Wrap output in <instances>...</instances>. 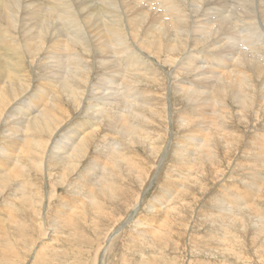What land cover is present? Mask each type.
Listing matches in <instances>:
<instances>
[{
	"label": "bare ground",
	"instance_id": "6f19581e",
	"mask_svg": "<svg viewBox=\"0 0 264 264\" xmlns=\"http://www.w3.org/2000/svg\"><path fill=\"white\" fill-rule=\"evenodd\" d=\"M72 1L73 0H0V111L2 113L1 118L3 121V124L0 127V135L3 134L4 130H14V132H11L12 134L10 133L11 135H7L9 137L7 141H10L11 138L10 143L7 142V145H5V143L2 142L4 146L0 147V194L3 191V185L8 183V181H12V172L11 174L9 172L10 167L12 171H16L15 174L18 176L20 170L18 168L12 169V167H14L18 161L20 162L22 160V163H25L26 166H30L32 171H37V174H39V171L41 172L40 174H42L44 169L46 174L48 173L50 177L51 175H54L53 178H55L56 175L57 182L61 183L63 186L66 185L67 182L71 184V187L67 189L76 193L73 198L71 196L72 199H68L72 205L76 202L83 203L84 201H80V197L83 196L89 199V203H86L89 205H87V209L91 208V210H94L93 212L98 213L100 212V207L103 206L102 203H104V201L100 203V200L104 198H100L102 195L108 196L112 200H115L116 198H118V200L124 199L121 201V203H125L126 199L133 196L129 186L130 184L132 186V183L137 181L139 186L144 185V182L140 184L142 181L141 177H147L145 172L148 171L147 166L150 162V157L146 160L148 156H144V160L143 158L138 157L137 151L132 152L135 146L134 143H137L138 141L139 144L142 145L143 149L146 151L148 150V152L151 154V158H156L159 155V152H161L165 140L163 139L164 136H162L161 132L158 133L159 131H163L161 129L162 127L158 132H153L151 125L153 126V123H155L154 120L160 122L163 118L165 121L167 116L169 117V115H175V118H181L179 124H182V131H194V133L197 132L199 135L189 136L190 138H188L185 143H181V146L179 147L175 146L176 144L173 145V142L175 141H172V138L170 143L168 142V145L165 148L163 147V151L160 153V156L162 155V157L159 160V164H156L153 161L155 163L154 166L159 168L162 165L167 164V161H170L169 159H171V156H173L172 160H175V163L173 162L171 164H174V166L168 167V169L174 168L177 170L176 167L180 169V171L185 168H188L189 170L192 169L193 173L191 174L190 178L186 176L187 170H183L186 172H184L185 176L184 174L181 175L186 177L185 180H192L193 183L190 182L191 184L188 185L185 183L184 185V181L183 184H181L180 180H183V178H179L180 180L177 178L179 177L180 173L179 175L176 174L177 177H175L179 180L180 184H178V180L174 179V177L171 179L177 180V182L174 180H168V177H164V180L160 185H163L168 189L164 195L162 194L164 191H161L160 201L162 203H158L159 206L148 204L149 209L147 213L144 214L148 217L152 215L154 217H162L163 213L166 215V213L172 209L173 214L175 213L174 215L178 217L177 220L172 218L173 222L176 220L175 222L177 223L181 217L185 216H181L182 213L187 214L189 212L191 201L188 197L191 196L193 192L196 194L195 191L198 190L196 188L203 185V180L201 177L203 175L206 176L214 173L218 168L221 157L232 156V147H234L239 141L242 142L241 139L243 138V135L236 132V130L233 128L235 124L233 125V121L230 118L232 111L236 110L235 113L240 114L239 116L241 117L249 116V113H254L252 114V118L254 119H250L254 120V122L256 121V124L252 125L249 131L247 130L248 134L245 135L243 142H240L241 145H244L243 152L238 153V156L235 159L231 169H229V171L226 169L227 172H225V174H229V182L222 183L227 177V175H225L224 178L219 182L220 186L216 188L215 192L217 194L213 192L215 194H213L212 197L210 196V201H207L208 205L210 204L209 202L212 203L211 207H208L211 208L210 211H208L209 209L206 206L207 219L203 216V212L200 213V215H202L204 218V225H207V227L212 230V233L209 234V237L205 234H201V236L198 238L199 241L196 239V243H199V245L204 244L206 246L209 245L212 247L213 251L208 252L207 254L211 255V257H221L222 262L226 260L228 261L230 258L228 252L233 248L229 247L231 248L229 249L228 246L225 245V238H230V240H232L231 238L235 239V231L247 230L251 232V240H255L256 237H259L258 234L263 237L264 204L261 203L255 206L256 215H254V213L251 211V219L247 218L249 217V214L245 215L246 211L244 210L243 206H245V203L249 199L253 197L255 198L259 192L264 189V182L261 183V181L264 179V125H258V121L260 119L259 115H261H258V113L261 112L259 108L262 110L264 109V35L262 36L264 33L260 35V33L257 31L258 29L260 30V28L264 27V0H135L132 3H130L132 0H126V2L123 4L118 3L119 0H100V7H98L102 8L103 11H106L105 13H108L109 15L112 13L113 17L111 16L108 18V16V19L103 18L104 20L100 22V28H98V26H94V24L91 25L92 30L89 32L86 29L84 32L82 28L83 25L81 26L82 21L80 22L79 14L75 11ZM191 2H197L198 5L194 6L195 4L193 5ZM223 8H227L228 10H223ZM126 9L128 13H126ZM83 11L85 13V10ZM97 12L98 11H96L95 14ZM148 12L151 14H148ZM225 12H228L230 15L235 13V17L231 16L233 18L228 20V14ZM126 14L128 19L126 18ZM213 15H215L216 18H213ZM96 18L98 19V17ZM100 18L102 19V17ZM88 21L91 24V17ZM236 21H239V23L242 22L244 26H241L239 29V23ZM89 22L88 25H90ZM60 24L61 26L64 25L65 27L68 26L74 29L61 27ZM211 24H216L215 33H218L221 39L217 41H208V27H210ZM95 25L97 24L95 23ZM142 27H150V32L152 33V27H154L155 30L156 28L158 30L155 31V34L153 33V36L151 33L150 38L143 37L142 40L146 45L144 48L149 50L153 56L155 54L159 56L166 53L171 56V54H176V52H181L184 50L183 53L179 55V58H176L174 61V63L177 61V63H175L176 65H174V70L171 68L174 74L176 72L179 73L177 79L176 77H172L170 80L167 77L170 81L169 83H165V81L168 79L164 80L165 78L163 76L165 74L163 72H158L157 66L154 63L155 60H152L150 57L151 55H146V52H143L138 47L135 37L139 36L137 31ZM145 28L144 30H146ZM170 28L172 30L168 32ZM53 29H58L59 33L53 34ZM192 33L196 34L191 36ZM21 35L25 37V39L22 40L24 43L19 39V36ZM61 36H66L67 42H62ZM226 38H233L234 40H229L231 44H227L223 47L221 43ZM240 44L241 46L239 47ZM236 45H238V48ZM170 56H167L166 59H162L164 64L161 63V67H164V65L168 63ZM26 58L29 61L37 62V67H35L37 69V73H35L36 75L38 74V77L36 80H34L31 86L30 84L32 79L28 75L29 71L25 61ZM68 60L69 62H67ZM178 64L182 65L178 66ZM30 65L32 66V63ZM169 67H171V65ZM165 70L166 69H164V71ZM183 71H185V76L183 75ZM209 77L211 80L208 83L207 81ZM212 89H216L217 91L213 96ZM165 90H168L169 92L167 93ZM171 90H174V92L177 93V101L181 100L185 102L187 106L184 105L183 107L178 108L176 111H173L172 106L175 103L173 105L168 103L170 101V97L173 94L171 93ZM163 91H165V93ZM160 92L164 93L165 100ZM176 96L173 95L172 97L176 99ZM227 99H229L230 103L233 104L230 105L227 103ZM66 100H68V102H66ZM66 103L69 104V106H67ZM255 103H257L259 106H254L253 104ZM164 106L165 108H162ZM70 107L71 110L69 111ZM8 108L11 110L9 111ZM174 108H176V106ZM170 109L172 110L169 112ZM7 110L9 111L8 114L5 113ZM148 110H150V113ZM250 110H253V112H250ZM17 114L23 115V120L19 119L17 122L15 121L13 123L11 117L17 116ZM149 114H152L153 117H156L153 119L152 116H149ZM165 114H167V116ZM5 115H7V117H5ZM14 119L15 118H13V120ZM207 123L209 125H207ZM159 126L160 125L157 127ZM212 126H215L216 130H214L215 128L210 130ZM259 126H262L263 128L261 127L262 129L260 130ZM101 128H107L110 132H112L113 135H110V132L108 134L110 137L117 135V140L112 141L110 138L103 139L106 134L101 131ZM166 128L168 127L166 126ZM163 134H165V132ZM2 137L3 136H0L1 141ZM111 138L113 139V137ZM21 140L24 142V145L19 144L21 143ZM150 140L152 146H147L146 143ZM103 141L104 147H106L102 149V147L99 148V145H101ZM94 144H96L95 148L93 147ZM172 147H175L174 150H172ZM250 147H252V149H250ZM90 148L92 149L88 154L87 152L88 150L90 151ZM153 148L155 149L156 155L153 154ZM256 149H259L260 151H255ZM20 152L22 153L21 156ZM85 154H87V157L91 156V158H87V163L84 162L86 166L83 165L84 163L82 164L83 157H86L84 156ZM25 157L30 163L24 160ZM226 163H228L227 160L225 161V164ZM239 165L243 167V170L238 167ZM238 169H240V171ZM237 171L239 172V176L243 177V180H240L245 182V185L240 183L243 185L244 189L241 191L242 194L238 191V188L242 189V186L234 184L235 177L238 175ZM35 172H33V174ZM135 173H137V175L135 176L136 178L134 182L133 179ZM189 173H191V170ZM15 174L13 176L16 177ZM69 174L76 176L72 183H70V180V182L66 180L67 175L69 176ZM84 176L86 177V182L85 180L84 182L79 180H83ZM88 176H92V179H89ZM247 178H250L248 185H246ZM19 179L17 178L16 180ZM142 179L145 181L144 178ZM20 182L21 181H19V184ZM38 182H40L39 179ZM50 182L51 181H49V183ZM33 183L35 182L33 181ZM42 183L43 181L38 184L41 185ZM93 185H96L98 188H95V190L91 187ZM204 186H202V188ZM23 187L24 186H22V188ZM66 187L67 186L64 188ZM254 187L255 189H253ZM18 189L20 188L18 187ZM18 189L14 190L20 192L21 190ZM34 189L36 190L37 188ZM146 189L148 188L146 187ZM146 189L144 191H146ZM55 190H57V188ZM90 190L92 193L89 192ZM25 191L27 190L25 189ZM36 191L38 192V190ZM144 191L142 190L141 193ZM37 192L34 191L33 193L30 190V193L36 197V194H38ZM39 192L42 191L40 190ZM54 193L55 192L52 187L45 196L42 194L44 197L38 194V197L40 196L39 198H44V202H41V199L33 198V202L29 205L31 210H33L35 214L40 217V219L42 217L40 230L45 236L49 233L47 231L49 228L46 229L45 226H49L52 221L54 225L51 224L53 226L50 228L51 230L49 229L50 235H52L54 231H58L63 228L66 223L64 221V225L61 224L63 220H68V225H70V227L72 226V223H70L71 221L68 219L70 218L69 214H67V216L65 211L62 210L57 212L59 209H55V212L61 217H58L57 214L53 216V207L56 205L58 208L60 206L59 204L66 201L65 196L61 197L59 195L60 198L56 197L55 202H52L53 200L51 198L53 197L52 195H54ZM120 197L121 199H119ZM175 197H180V200L182 199L181 201H183V203L185 202L186 206L182 205L179 208V204H175L173 201ZM7 200L8 199L4 201L7 202ZM143 201L144 199L142 194H140V196L137 194L135 199V203H137L134 207H139L141 203H144ZM150 201L155 202L156 200ZM40 203L41 206H39ZM82 206L80 204V206H77L76 208H80ZM127 206L129 207V205ZM43 208L45 210H42ZM201 208L204 210L205 207L201 206ZM48 209L50 213L47 214ZM10 211H8V213ZM133 211L134 210H132V212ZM11 214H9V216H11ZM107 216L110 215L107 214ZM133 216L132 219H136L133 218ZM39 217H36L35 219L34 216L33 219L39 220ZM161 217L159 218L161 219ZM257 217L261 218L262 223H260V220ZM59 218L62 221L60 223V226L63 225L62 228H59L58 226V222H60ZM167 218H170V216H167ZM8 219L10 220L11 218L9 217ZM182 219L184 220V218ZM9 220L7 221L8 223ZM115 220L116 219H114V222H117ZM138 220L139 219L136 221ZM10 221L11 224L14 222L12 219ZM161 221L163 222V220ZM180 221L184 222L185 220ZM108 222L110 223V221ZM114 222L110 223L112 224L111 226L106 227V233L116 227L115 224L117 223ZM106 223L107 222H104V224ZM28 224L25 223L22 225V227L20 226L18 231L23 234L22 232L24 229H26ZM32 224L35 226V223H31V225ZM152 224L151 228L155 226L156 222H152ZM146 225L147 227L141 226L143 228H148V222ZM1 226L3 228V225L1 224L0 229H2ZM101 226L102 225H100V227ZM129 227H132V225ZM137 227L139 228V226ZM142 227L140 228L141 230ZM64 229H66V227ZM130 229L131 228H127V230ZM153 229L155 228L153 227ZM153 229L152 232L150 231V233L154 232V237H156L155 234L160 235L161 232L158 234ZM163 229L164 228H161L159 230ZM176 229L180 230L178 227ZM15 230H17V227ZM27 230L29 231L28 228ZM83 230L85 231L84 227ZM171 230L172 229H170V231ZM143 231L147 232L146 229ZM131 232L136 234V231L134 232V230ZM138 232L140 231L138 230ZM142 233L143 232H141V234ZM5 235L7 234L5 233ZM50 235H48V237ZM142 235L140 237H142ZM146 235L147 233L144 235V237ZM0 236H2L4 238L3 241H5L6 236H4L3 233ZM52 237L54 236L52 235ZM97 237H100L101 239L99 234ZM140 237L138 236V242H136V244L132 242V240L127 236L128 240H131L133 246L142 245L145 247L144 245H146L145 248L150 247L149 245L145 244L144 241H142L144 243H141ZM150 237H152V234L148 237L151 241L152 238ZM154 237L153 239L156 243V240L158 239H155ZM111 238L115 240L117 239L113 238V236ZM134 238L137 239V237ZM148 238L146 236V238H143V240H148ZM240 239L242 240V237H240ZM193 240L195 241V236L192 238V241ZM123 241L125 240L123 239ZM0 242L2 241L0 240ZM37 242L39 243L38 240L36 241V244ZM82 242L83 241H81V243ZM109 243L104 249V252L108 251V249H112L110 246L114 242L111 240L112 244L110 243V245ZM132 244L130 246H132ZM6 245H8V243ZM233 245H235V243ZM164 246L165 245L162 247ZM3 249H7L5 248V245ZM43 249L44 248H42V250ZM126 249L128 248L126 247ZM199 249L200 248H198V250ZM234 249L235 247L233 250ZM111 251L109 250L108 252L110 253ZM135 251L138 253L137 250ZM255 251L259 252L258 248L255 249ZM96 252L95 254H97ZM199 252L197 253L199 254ZM191 253L194 255L195 251L192 250ZM234 254L240 256L241 253L235 252ZM110 255L111 253L109 256ZM253 256H259V260L257 261L264 264V257L261 254L256 253V255ZM122 259L121 261H124V259ZM102 261L104 260L102 259ZM199 263L203 264L201 261L194 264ZM37 264H41V262ZM205 264H212V262Z\"/></svg>",
	"mask_w": 264,
	"mask_h": 264
},
{
	"label": "rangeland",
	"instance_id": "374dc122",
	"mask_svg": "<svg viewBox=\"0 0 264 264\" xmlns=\"http://www.w3.org/2000/svg\"><path fill=\"white\" fill-rule=\"evenodd\" d=\"M90 1V2H89ZM95 1V2H94ZM100 0H73L72 1V3H73V6H74V9H75V11L79 14V18H80V22H81V26H82V28H83V30H84V32L86 31V30H88V32L89 31H91L92 30V26L91 25H93L94 24V26H98V28H100L99 26H100V22L101 21H103L104 19H108V18H110L111 16H112V13H111V15H109L108 13H105L106 11H103V9L102 8H99L100 6H99V3H101V1L99 2ZM133 1H135V0H132L130 3H132ZM198 1V0H197ZM256 1V0H255ZM86 2V3H85ZM93 2V3H92ZM124 2H126V0H122V2H121V0H119L118 1V3H120V4H123ZM77 3V4H76ZM88 3V4H87ZM257 3V2H256ZM256 3H254V4H256ZM191 4H195L194 6H197L198 4H197V2H191ZM85 5H86V7H85ZM93 6H94V8H93ZM99 6V7H98ZM101 9V10H99V9ZM87 9V10H86ZM227 8H223V10H226ZM81 10V11H80ZM83 10H85V13H84V11ZM131 10H133V9H131ZM222 10V11H223ZM228 10V9H227ZM92 11V12H91ZM96 11H98L96 14H95V12ZM100 11V12H99ZM126 11H127V9H126ZM91 14H90V13ZM104 12V13H103ZM189 12V11H188ZM82 13V14H81ZM103 13V14H102ZM126 13H128V11L126 12ZM225 13H227L228 14V12H225ZM93 14H94V16H93ZM148 14H151V13H149L148 12ZM227 14H225V15H227ZM235 14V13H234ZM234 14H232V15H230V14H228L227 15V19L228 20H230V19H232L233 17H231V16H234L235 17V15ZM87 15V16H86ZM101 15V16H100ZM103 15V16H102ZM105 15V16H104ZM107 15V16H106ZM109 16V17H108ZM84 17V18H83ZM90 17H91V24H90V22L88 21L89 19H90ZM96 17H98V19L96 18ZM100 17H102V19L100 18ZM108 17V18H107ZM113 17V16H112ZM213 18H216V16L215 15H213L212 16ZM85 18H88V19H85ZM104 18V19H103ZM126 18L128 19V17H127V14H126ZM86 20H87V23H86ZM84 22H85V24H84ZM88 22H89V24L90 25H88ZM237 23H239V21H236ZM51 23H52V21H51ZM95 23L97 24V25H95ZM241 23V24H240ZM239 23V29H240V27L242 26H244L243 25V23L242 22H240ZM58 24V23H57ZM60 26H61V24H60ZM210 26V25H209ZM61 27H64V28H67V27H65L64 25L63 26H61ZM211 27H212V29H211ZM68 28H70V29H74V28H72V27H68ZM144 28L145 27H142V28H140V30L138 29V34H139V38L138 37H135L134 39H135V41H137V43H138V47L144 52H146L145 54L146 55H148V56H150L151 57V59L153 60H155L154 61V63L156 64V66H157V69H158V72H163L164 74V80H166V79H170L171 80V78L173 77V78H175L176 77V79H177V77H178V72H176L175 74H174V72H173V70H174V65H176L175 63H177V61L174 63V61L176 60V58H179V55H181L182 53H183V51H181V52H176V54H171V56L170 55H168V53H166V54H161V55H152V53L149 51V50H146L144 47L146 46L145 45V43H144V41H142L143 40V37H149L150 38V34L152 33V32H150V30H151V28L150 27H146L145 29L146 30H144ZM150 28V29H149ZM209 29H208V31H209V34H208V37H207V39H208V41H217V40H219V39H221V37H220V35L217 33H215V31H216V24H214V25H212L211 24V26L210 27H208ZM214 28V29H213ZM262 28H264V27H262ZM262 28H260V30L258 29L257 31L260 33V35L262 34V33H264V29H262ZM86 29V30H85ZM143 29V30H142ZM58 29H53V31H52V33L53 34H58L59 33V30L57 31ZM152 30H153V33L155 34V31H158L157 30V28H156V30H155V28L154 27H152ZM172 29L170 28V30H168V32H170ZM55 31V32H54ZM140 31V32H139ZM147 31H148V33H147ZM212 31V32H211ZM136 32V33H137ZM146 32V33H145ZM141 33H142V35H141ZM145 33V34H144ZM151 34L152 36L154 35V34ZM246 33V32H245ZM87 34H91V33H87ZM146 35V36H144V35ZM194 34H196V33H194ZM193 33L191 34V36L192 35H194ZM141 35V36H140ZM264 34H262V36H263ZM19 39L21 40V42H23L22 40H24L25 39V37L23 36V35H21V36H19ZM61 39H62V42L64 41H66L67 42V38H66V36H61ZM65 39V40H64ZM142 41H140V40ZM229 40L231 41H233L234 39L233 38H226L222 43H221V45L224 47V46H226L227 44H231V42H229ZM139 42H140V44H139ZM24 43V42H23ZM22 44V43H21ZM144 45V46H143ZM246 45V44H245ZM241 46V44L239 45V47ZM236 47L238 48V45H236ZM198 49H200V48H198ZM63 52H65V51H63ZM148 52H150V53H148ZM205 52V51H204ZM178 54V55H177ZM177 55V56H176ZM162 56V57H161ZM167 56H170L169 57V61H168V63H166L165 65H164V67H161L160 65H161V63H163L162 62V59H166V57ZM65 57V56H64ZM157 57H158V59H157ZM174 57V58H173ZM66 58V57H65ZM171 58V59H170ZM161 59V60H160ZM173 59V60H172ZM172 61V63H171V61ZM26 64H27V67H28V75L30 76V78L32 79L31 80V84H30V86L32 85V83L34 82V80H36V78L38 77L37 75H36V73H37V69L35 68V67H37V62H32V61H29L27 58H26ZM29 61V62H28ZM158 63H157V62ZM67 62H69V60L67 61ZM170 62V63H169ZM32 63V66L30 65ZM160 63V64H159ZM164 64V63H163ZM163 64H162V66H163ZM169 64V65H168ZM171 65V67H169ZM182 64H178V66H181ZM30 66V67H29ZM32 68V69H31ZM162 68H164V69H166L165 71H164V69H162ZM168 68H169V70H168ZM171 68H173V70L171 69ZM162 69V70H161ZM33 70V71H32ZM161 70V71H160ZM172 70V71H171ZM36 72V73H35ZM167 73V74H166ZM170 75V77H169V75ZM172 74V75H171ZM36 75V76H35ZM183 75L185 76V71H183ZM182 75V76H183ZM168 77V78H167ZM167 80V81H165V83H169V81L170 80ZM163 80V81H164ZM211 80V78L209 77V79H208V83H209V81ZM167 93L169 92L168 90H165ZM165 91H163L164 93H165ZM163 92H160L161 93V95L163 96V98H164V100H165V96H164V93ZM216 89H212V96L213 95H215L216 94ZM163 93V94H162ZM171 93H173L172 94V96L174 95V96H176V92H174V90H171ZM170 97V101L168 102V103H170L171 105H173L174 103V105L172 106L173 107V111H176L178 108H180V107H183L184 105H186L187 106V104L185 103V102H183V101H181V100H179V101H177V99H178V96H176L177 98L176 99H174L173 97ZM162 98V97H161ZM160 98V99H161ZM172 100V101H171ZM176 101V102H175ZM227 103H229L230 105H232L233 103H230V101H229V99H227ZM66 102H68V100H66ZM181 104V105H180ZM66 105L67 106H69V104H67L66 103ZM180 105V106H179ZM254 106H259L257 103H255V104H253ZM71 106V105H70ZM162 106V105H161ZM176 106V108H174ZM179 106V107H178ZM10 108V107H9ZM8 108V110L10 111L11 109H9ZM162 108H165V106L164 107H162ZM253 109V108H252ZM6 111L5 113L6 114H8V112L9 111ZM71 110V107H70V109H69V111ZM172 109H170L169 110V112L171 111ZM261 112H260V111ZM259 112L260 113H258V115L259 114H261V115H259V118L261 119H259V121H258V125L260 124V125H264V114H262V113H264V109L262 110L261 108H259ZM211 111V110H210ZM76 112V111H75ZM148 112L150 113V110H148ZM164 112V111H163ZM165 112H166V110H165ZM236 112V110L234 111H232V114L230 115V118L232 119V121H233V128L236 130V132H238L239 134H241V135H243V138L241 139L242 140V142H243V140H244V138H245V135L246 134H248V131L251 129V126L252 125H254V124H256L255 122H254V120H252V119H254V118H252V114H254V113H252V114H250L249 113V116H243V117H241V116H239L240 114H238V113H235ZM250 112H253V110H250ZM1 115H2V113H1V111H0V127L2 126V124H3V121H2V118H1ZM166 116H167V114H165ZM20 118H19V117ZM149 116H152V114L150 115L149 114ZM237 116V117H236ZM5 117H7V115H5ZM4 117V118H5ZM156 117V116H155ZM155 117H153L152 116V118L154 119ZM249 118V123H248V118ZM12 119V121H13V123L16 121L17 122V120H23V115H21V114H17V116H14V117H11ZM13 118H15L14 120H13ZM22 118V119H21ZM171 120H170V119ZM209 118V117H208ZM250 118H252V119H250ZM172 119H173V121H172ZM192 119V118H191ZM195 119H197V118H195ZM155 121V123H153V126L151 125V128L153 129L152 131L153 132H158L159 130H163V131H159L158 133H160L161 132V134H162V136H164V140H165V142H164V144H163V146H162V149H163V147L165 148L167 145H168V142L170 143V141H171V139L173 138V140L172 141H175V142H173V145H175V146H177V147H179V146H181L180 144L182 143H185L186 141H187V139L188 138H190L189 136H193V135H199V133H197V132H195L194 133V131H182V124L180 125L179 124V122L181 121V118H179L178 117V119L177 118H175V115H172V116H170L169 115V117L167 116V118H166V124H165V121H164V119L162 118V120L160 121V122H158V121H156V120H154ZM171 121V122H170ZM177 121V122H176ZM238 122V123H237ZM261 122V123H260ZM157 123V124H156ZM162 123H163V126H162ZM173 123H176V124H173ZM247 123V124H246ZM236 124H237V126H236ZM244 124V125H243ZM158 125H160L159 127H157ZM207 125H209L208 123H207ZM165 126V127H164ZM166 126L168 127V128H166ZM162 127V128H161ZM180 127V128H179ZM237 127V128H236ZM260 127V130L264 127H262V126H259ZM262 127V128H261ZM63 128H65V127H63ZM156 130H155V129ZM161 128V129H160ZM213 128H215V126H212V128H210V130H213ZM66 129V128H65ZM103 129V130H102ZM245 129H246V131H245ZM155 130V131H154ZM214 130H216V128L214 129ZM248 130V131H247ZM9 131V132H8ZM65 131V130H64ZM101 131L102 132H104V133H102V134H104L105 135V137H103V139H109L110 138V140H112V141H114V140H117V138H116V136L114 135V136H111V137H113V139L108 135L109 134V130L107 129V128H101ZM171 131V132H170ZM11 132H14V130H4L3 131V134H1L0 136H3L2 137V141L0 140V147L1 146H4V144H2V142L3 143H5V145H7V142L8 143H10V141H11V138H10V141H7V139L9 138L7 135H9ZM60 132H62V131H60ZM108 132V133H107ZM165 132V134H163V133ZM173 132V133H172ZM2 133V132H1ZM5 133H6V135H5ZM111 134L110 135H113L112 134V132H110ZM12 134V133H11ZM10 134V135H11ZM192 134V135H191ZM59 136H60V134H59ZM188 136V137H187ZM5 137H7V138H5ZM197 137V136H196ZM5 139H6V142H5ZM149 140V139H148ZM183 141V142H182ZM21 143H19L20 145H22L24 142L21 140L20 141ZM149 142H150V144H149ZM180 142V143H179ZM240 142L241 141H239L234 147H232V150L231 151H233V155L232 156H230V157H226V156H222L221 157V160L219 161V165H218V168H217V170L214 172V173H212V174H210V175H203L202 177H201V179L203 180V185H201V186H199V187H197L196 189H198L197 191H195V193L196 194H194V192L191 194V196H189L188 194V198H189V200L191 201V207H190V210H189V212L187 213V214H183L182 213V215L181 216H183V215H185V216H183V217H181V219L180 220H182V221H184V222H181L180 220H178V224L175 222L176 220H177V218L178 217H176L174 214H173V212H172V209H170L171 211H169L168 213H166V215H164V213H163V218L161 217V216H156V217H154L153 215L152 216H146L145 214L147 213V211H148V209H149V207H148V204H154L155 206H159V204H161L162 202L160 201L161 200V191H164V192H162V194L164 195V193L166 192V190L168 189V188H165L163 185H160L161 184V182L164 180V177H168L167 179L168 180H174V179H179V178H183V180L181 179H179L180 181H181V184H183V182H184V185H185V183L188 185V184H191V183H193L192 182V180L191 181H189V180H187V182H186V180H185V178L186 177H184L185 176V174H184V172L186 173V176L187 177H189L190 178V176H191V174L193 173V170L192 169H190L191 170V173H189L190 172V170L187 168H185V169H183V170H185V171H183V170H181L180 171V169H178L177 167H176V169L177 170H175L174 168L172 169V168H170V169H168V167H171V166H174V164H171V163H175V160H172V157L173 156H171V159H169L170 161H167V164H165V165H162L161 167H156V166H154V164L156 163V164H159V160L161 159V157H162V155L160 156V153L163 151L162 149H161V152H159V155L155 158V157H152L151 158V154L148 152V150L146 151L145 149H143V147H142V145H140L139 144V142L137 141V143H134V149L132 150V152L134 151V152H138V157H141V158H143L144 160H145V157H147L146 158V160L149 158V160H150V162H149V164H148V166L150 167V169H149V167L147 166V172H145L146 174H147V177H148V174H149V177L147 178V177H145V176H142L141 177V182H140V184L141 183H143L144 185H142V186H139V184H138V182L136 181L135 182V176L137 175V173H135L134 174V179H133V181L135 182V183H132V186H131V184L129 185L130 186V188H131V191H132V193H133V196L132 197H127L128 199H126V202L124 203V202H122L121 203V201H123L124 199H122V200H118V198H116L115 200H112V199H110L108 196H104V195H102L100 198H102V197H104V198H102L101 200H100V203H102L103 201H104V203H102L103 204V206H101L100 207V209H99V211L100 212H93L94 210L92 209L91 210V208L90 209H87L88 208V204H86V203H89V199L88 198H86V197H80V201H84L83 203H80V202H76V203H80L81 204V206H82V204H83V206L82 207H80V208H76L77 206H80V204H74L73 203V205L72 204H70L71 202L69 201L70 199H72L73 198V196H75L76 195V193L74 192V191H69L67 188H69V187H71V184H69L68 182H67V184L66 185H62L61 183H59V182H57V176L55 175V178H53L54 177V175H51V177H50V175H48V173L46 174V171L43 169V172H42V174H40L41 172L39 171L38 173L39 174H37V171L35 172V171H32L31 169H30V166H26V164L25 163H22V160L19 162H17V164L14 166V167H12V169L13 168H18L19 170H20V172H19V174H18V176H17V174H15L16 173V171H12L11 170V167H10V170H9V172H10V174H11V172H12V181L10 182V181H8V183H6L5 185H3V191L1 192V194H0V205H1V207H0V219H2V220H0L1 222H0V225L2 224L3 225V228H2V226H1V228L2 229H0V232H1V234L0 235H2V233H3V235L4 236H6V239H5V241H3L4 240V238L2 237V236H0V240L2 241V242H0V246H1V248H0V264H37V263H39V262H41V264H188V263H192V264H194V263H196V262H199V261H201L203 264H205V263H209V262H212V264H228V263H230V264H234V262H235V264H244V261H245V264H262V263H259L257 260H259V256H253V255H256V253L257 254H261L263 257H264V235H263V237H261L260 236V234H258V236L259 237H256L255 238V240L253 239V240H251V232H249V231H244V230H241V231H239V230H237V231H235V233H236V236H235V239L234 238H231L232 240H230V238H225V245L226 246H228V248L229 247H235V249L233 250V248L231 249V248H229V249H231L228 253V255L230 256V258L228 259V261L226 260V261H222L221 262V257H216V256H212L213 257V259H212V257H211V255H208L207 253L208 252H211V251H213L212 250V247H210L209 245L208 246H206V245H204V244H200L199 245V243H196L197 241H199V237L201 236V234H205L206 236H210L209 234H211L212 233V230H210V228L209 227H207V225L205 226L204 224V218L202 217V215H200V213L201 212H203V216L204 217H206V219H207V211H206V206H207V208L208 207H211V205H212V203L211 202H209L210 204L208 205L207 203V201H210L209 200V198H210V196L212 197L213 196V194H215L216 192V188L218 187V186H220V184H219V182L224 178V176L225 175H227V177H226V179L222 182V183H228L229 182V178H228V173H226L225 174V172H227V171H229V169H231V167H232V165L234 164V162H235V159L237 158V156H238V153L239 152H243V146L244 145H241L240 144ZM241 142V143H242ZM54 143V142H53ZM104 141L102 142V144L101 145H99V148H101L102 147V149L103 148H105L104 147ZM148 143V144H147ZM147 143H146V145L147 146H152L151 144V140L150 141H147ZM166 143V144H165ZM138 144V145H137ZM24 145V144H23ZM96 144H94V148L96 147L95 146ZM145 145V146H146ZM172 146V145H171ZM237 146V147H236ZM21 147V146H20ZM142 147V148H141ZM175 148V147H174ZM174 148L172 147V150H174ZM235 148V149H234ZM21 149V148H20ZM91 149L92 148H90V151L88 150V154L91 152ZM250 149H252V147H250ZM140 150V151H139ZM153 150H154V152H153V154L154 155H156V153H155V149L153 148ZM22 151V150H21ZM255 151H260L259 149H256ZM142 153V154H141ZM149 154V155H148ZM152 154V155H153ZM22 155V153L20 152V156ZM235 155V156H234ZM84 156H86V157H83V159H82V164L85 162V163H87V158H91V156L89 157H87V154H85ZM145 156V157H144ZM176 157V156H175ZM170 158V157H169ZM224 159H226L227 160V162L228 163H226L225 164V161L226 160H224ZM232 159H233V161H232ZM244 159H245V157H244ZM26 162H29L27 159H26V157H25V159H24ZM155 163H154V162ZM172 161V162H171ZM158 162V163H157ZM21 163V164H20ZM30 163V162H29ZM85 163L83 164V165H85ZM221 163V164H220ZM164 164V163H163ZM169 164V165H168ZM22 165H24V166H22ZM17 166H19V167H17ZM86 166V165H85ZM223 166V167H222ZM229 167V168H228ZM238 167H240V169L241 170H243V167H241V165H239ZM26 168V169H25ZM153 169V170H152ZM166 169V170H165ZM226 169H227V171H226ZM240 169H238L239 171H240ZM36 170V169H35ZM163 170V171H162ZM171 170H172V173H171ZM3 171V170H2ZM1 171V172H2ZM189 171V172H188ZM244 171H245V169H244ZM31 172V173H30ZM33 172H35L34 174H36V175H34L33 174ZM153 172H155V173H153ZM238 172V171H237ZM237 172H236V174H237ZM44 173V174H43ZM153 173V174H152ZM168 173H170V174H168ZM175 175H174V174ZM179 173H180V175H179ZM16 175V177L15 176H13V175ZM33 174V175H32ZM156 174V175H155ZM159 174V175H158ZM168 174V175H167ZM171 174H173V175H171ZM176 174H178L179 175V177H177V175ZM181 174H184V176L183 175H181ZM187 174H189V175H187ZM20 175V176H19ZM24 175V176H23ZM152 175V176H151ZM249 175H251V174H249ZM22 176V177H21ZM25 176H27V177H25ZM38 176V177H37ZM40 176V177H39ZM154 176V177H153ZM239 172H238V175L235 177V183L234 184H237V185H240V186H242V189H240V188H238V191L242 194V192L241 191H243L244 189H243V185L242 184H240V183H243L244 185H245V182L243 181H241V180H243L242 178L243 177H241V176H239ZM19 177H20V179H19ZM89 177V179H92V176H88ZM88 177H87V179H88ZM163 177V178H162ZM170 177V178H169ZM174 177V179H171V178H173ZM175 177H177V178H175ZM241 177V178H240ZM19 179V180H16V179ZM68 178V179H67ZM67 178H66V180H70L69 182L70 183H72L74 180H75V178H76V176L75 175H73L72 176V174L70 175L69 174V176L67 175ZM142 178H144L145 179V181L142 179ZM153 178H155V179H153ZM188 178V179H189ZM206 178H207V180H206ZM210 178V179H209ZM16 180V181H14V180ZM29 179V180H28ZM38 179H39V181L40 182H38ZM177 179V180H178ZM236 179H237V182H236ZM241 179V180H240ZM249 179V180H248ZM43 181V183L41 184V185H39L38 183H41L42 181ZM53 180V181H52ZM79 180H81L82 182H84V180H85V182H86V177L84 176V179L82 180V179H79ZM78 180V181H79ZM160 180V181H159ZM177 180H174L175 182H177ZM179 180H178V184H180V182H179ZM205 180V181H204ZM19 181H21L20 182V184H19ZM30 181H32V182H30ZM33 181L35 182V183H33ZM38 183H37V182ZM49 181H51L50 183H49ZM55 181V182H54ZM147 181V182H146ZM152 181V182H151ZM24 182V183H23ZM53 182H54V184H53ZM191 182V183H190ZM205 182V183H204ZM248 182H250V178H247V182H246V185H248ZM264 182V179L261 181V183H263ZM33 183V184H32ZM151 183V184H150ZM261 183H260V185H261ZM10 184V185H9ZM30 184H31V186H30ZM52 184V185H51ZM208 184H209V186H208ZM252 184V183H251ZM56 185V186H55ZM136 185V186H135ZM205 185V186H204ZM16 186H18L20 189H18V187H16ZM21 186V187H20ZM22 186H26L25 188L23 187L22 188ZM39 186V187H38ZM40 186H42V187H40ZM65 186H67L66 188H64ZM72 186H73V184H72ZM75 186V185H74ZM94 186V187H93ZM93 186H91L92 188H98L96 185H93ZM202 186H204L203 188H202ZM12 187H16V188H12ZM53 187V189H54V195H52L53 197L51 198L53 201L52 202H55V198L56 197H59V195L61 196V197H63V196H65V200L66 201H64L63 203H61L62 204V206H61V204H59L60 206L57 208L56 207V205L53 207L54 209H52V213H53V216L55 215V214H57L56 212H55V209H59V211H57V212H60V211H65L66 212V215L67 214H69V217L70 218H68L71 222L70 223H72L71 225V227H70V225H68V223H69V221L67 220H63V222L61 221V219H60V222H58V226H59V228L61 227L62 228V226L64 225V223H65V227H66V229H64L65 227L63 226V228L62 229H60V230H58V231H54L53 233H52V235L55 237H52V235H50V231H49V229L50 228H52V226L54 225L53 224V221H52V223H50V225L49 226H45V228L47 229V228H49V229H47V231L49 232L48 233V235H50L49 237H48V235H44V234H42L41 233V219H42V217H41V219H40V217L39 216H37L36 214H35V212L33 211V210H31V208L29 207V205L33 202V198L34 199H41L40 201L41 202H44L43 201V197L46 195V193L48 192V191H50L51 190V188ZM63 187V188H62ZM146 187L148 188V189H146ZM256 187V186H255ZM255 187L253 188V189H255ZM28 188V189H27ZM34 188H37L36 190H38V192L34 189ZM38 188H41V189H38ZM57 188V190H55ZM162 188V189H161ZM14 189H18V190H21L20 192H17L16 190H14ZM24 189V190H23ZM25 189L27 190V191H25ZM31 190V192H33L34 193V191L35 192H37L39 195H41V196H43V197H41V198H39L38 197V194H36L37 195V197L35 196V195H32L31 193H30V190ZM60 189V190H59ZM64 189H65V191H64ZM78 190H80L79 188H77ZM95 189V190H96ZM146 189V191H144ZM161 189V190H160ZM202 189V190H201ZM14 190V191H13ZM42 191V192H39V191ZM142 190L144 191L143 193H141L142 192ZM6 191V192H5ZM25 191V192H24ZM28 191H29V193H28ZM158 191V192H157ZM160 191V192H159ZM8 192V193H7ZM15 194H13V193ZM16 192V193H15ZM22 192V193H21ZM90 193H92V191L90 190L89 191ZM146 192V193H145ZM157 192V193H156ZM213 192H215V193H213ZM30 195H28V194ZM65 193V194H64ZM66 193H68V194H66ZM71 193V194H70ZM89 193V194H90ZM135 193V194H134ZM145 193V194H144ZM13 194V195H12ZM22 194H23V196H22ZM26 194V195H25ZM43 194V195H42ZM56 194V195H55ZM74 194V195H73ZM137 194L140 196V194H142V197H143V199H144V203H141L140 204V206L139 207H137V208H135L134 206H135V204L137 203H135V199H136V197H137ZM144 194V195H143ZM160 194V195H159ZM217 194V193H216ZM7 195H9V196H7ZM12 195V196H11ZM67 195V196H66ZM157 195H159V196H157ZM198 195V196H197ZM27 196V197H26ZM30 198H29V197ZM70 196V197H69ZM71 196H72V198H71ZM207 196V197H206ZM258 196H259V198H258ZM108 199H107V198ZM253 197V196H252ZM60 198V197H59ZM139 198V197H138ZM137 198V199H138ZM152 198V199H151ZM194 198H196V199H194ZM6 199H8L7 200V202H5L6 201ZM9 199H10V201H9ZM17 199V200H16ZM69 199V200H68ZM81 199H83V200H81ZM119 199H121V197L119 198ZM208 199V200H207ZM5 200V201H4ZM67 200H68V203H67ZM150 200H156L155 202H152V201H150ZM176 200V201H175ZM182 200V199H181ZM180 200V197H175L174 198V203L176 204H179V208L183 205V206H186V203L184 202L183 203V201H181ZM12 201H14V202H12ZM108 201V202H107ZM114 201V202H113ZM120 201V202H119ZM132 201V202H131ZM11 204H10V203ZM181 204H180V203ZM28 203V204H27ZM99 203V204H100ZM159 203V204H158ZM203 203H204V205H203ZM261 203H263L264 204V189L263 190H261V192H259V194L254 198H251V199H249L246 203H245V206H243V208H244V210L246 211V214L245 215H248L249 214V217H247L248 219H251V211L254 213V215H256V209H255V206H257V204H261ZM9 204V205H8ZM69 204V205H68ZM101 204V205H102ZM105 204V205H104ZM122 206H121V205ZM126 204V205H125ZM185 204V205H184ZM12 205V206H11ZM71 205V206H70ZM75 205H77V206H75ZM88 205V206H87ZM117 205H120V206H117ZM127 205H129V207L127 206ZM193 205V206H192ZM194 205H196V206H194ZM39 206H41V203L39 204ZM72 206H73V208H72ZM106 206H108V207H106ZM124 206V207H123ZM177 206V205H176ZM201 206H203V207H205L204 208V210H203V208H201ZM84 207V208H83ZM102 207H103V209H102ZM122 207V208H121ZM147 207V208H146ZM154 207V206H153ZM193 207V208H192ZM198 207H200V208H198ZM27 208V209H26ZM28 208H30V209H28ZM50 208V207H49ZM109 208V209H108ZM129 208V209H128ZM197 210H196V209ZM246 208V209H245ZM61 209V210H60ZM82 209V210H81ZM134 210L133 212H132V210ZM141 209V210H140ZM200 209V210H199ZM209 209V210H208ZM207 210L208 211H210V209L211 208H208ZM213 209H214V207H213ZM212 209V210H213ZM6 210H8V211H10V210H12V211H10L9 213H8V211H6ZM42 210H45L44 208L42 209ZM85 210H89V211H85ZM102 210H103V212H102ZM143 210V211H142ZM201 210H203V211H201ZM211 210V211H212ZM4 211V212H3ZM73 211V212H72ZM94 213H92V212ZM136 211V212H135ZM138 211V212H137ZM206 211V212H205ZM214 211V210H213ZM27 212H29V213H27ZM32 212V213H31ZM82 212V213H81ZM87 212H89V213H87ZM91 212V213H90ZM248 212V213H247ZM12 213V214H11ZM48 213H50L49 212V209H48V212H47V214ZM81 213V214H80ZM115 213V214H114ZM145 213V214H144ZM170 213V214H169ZM9 214H11V216H13V217H16V218H13V217H11V216H9ZM31 214V215H30ZM35 216V219H36V217H39V220L37 221V220H34L33 219V215ZM71 214V215H70ZM76 214V215H75ZM90 214V215H89ZM93 214V215H92ZM97 214V215H96ZM99 214V215H98ZM107 214H109L110 216H107ZM119 214V215H118ZM138 214V215H137ZM142 215V216H140V215ZM169 214V215H168ZM205 214V215H204ZM18 215V216H17ZM58 215V214H57ZM92 215V216H91ZM101 215H104V216H101ZM134 215V216H133ZM172 215V216H171ZM33 216V217H32ZM64 216V215H63ZM68 216V215H67ZM72 216V217H71ZM116 216V217H115ZM132 216H133V218H136V219H132ZM167 216H170V218H167ZM198 216V217H197ZM10 217L11 219H12V221H14V220H16L17 218V220L16 221H14V222H16V223H14V222H12V224L10 223L11 221V219L9 220L8 218ZM58 217H61V216H59L58 215ZM101 217H103V218H101ZM107 217V218H106ZM119 217V218H118ZM123 217V218H122ZM146 217V218H145ZM159 217H161V219L159 218ZM174 217H176V218H174ZM78 218V219H77ZM88 218V219H87ZM93 218V219H92ZM149 218V219H148ZM159 218V219H158ZM176 219V220H174V222H173V219ZM182 218H184V220L182 219ZM199 218V219H198ZM259 220H260V223H262V220H261V218L260 217H257ZM7 219V220H6ZM109 219V220H108ZM113 221H112V220ZM114 219H116L115 221H117V222H114ZM118 219V220H117ZM137 219H139L138 221H136ZM155 219H157V220H155ZM9 220V223L7 222ZM100 220V221H99ZM133 220V221H132ZM144 220H146L147 222H148V228H143L142 226H146L147 227V222L146 221H144ZM161 220H163V222L161 221ZM199 220V221H198ZM256 220V219H255ZM19 221V222H18ZM32 221V222H31ZM38 223H37V222ZM65 221V222H64ZM98 221V222H97ZM108 221H110V223H112V222H114V223H117V224H115V228H113V229H111V231H108L107 233L105 232V230L107 229L106 227H108V226H111L112 224H110ZM119 221V222H118ZM137 223H136V222ZM161 221V222H160ZM167 221H169V222H167ZM62 222V223H61ZM104 222H107L106 224H104ZM134 222V223H133ZM152 222H156V224H155V226H153L155 229H153V227L151 228V224H152ZM159 222V223H158ZM167 222V223H166ZM173 222V223H172ZM202 222H203V224H202ZM4 223H5V225H4ZM21 223V224H20ZM25 223H29L28 224V226L26 227V229H24L23 230V234H21V232L20 231H18V228L21 226L22 227V225H24ZM31 223H35V226H34V224H32L31 225ZM60 223L61 224H63V225H61L60 226ZM102 223V224H101ZM109 223V224H108ZM145 223V224H144ZM166 223V224H165ZM171 223V224H170ZM51 224H53V225H51ZM154 224V223H153ZM152 224V225H153ZM163 224V225H162ZM182 224V225H181ZM31 225V226H30ZM39 225V226H38ZM68 227H67V226ZM74 225V226H73ZM100 225H102L101 227H100ZM132 225V227H129V226H131ZM136 227H135V226ZM142 225V226H141ZM165 225V226H164ZM168 225V226H167ZM172 225V226H171ZM181 225V226H180ZM122 226V227H121ZM134 226V227H133ZM137 226H139V228L137 227ZM163 226V227H162ZM170 226V227H169ZM17 227V230H15V228ZM32 227V228H31ZM70 227V228H69ZM83 227H84V229H85V231L83 230ZM97 227H99V228H97ZM142 227V230L140 229ZM158 227V228H157ZM164 228L163 230H159V229H161V228ZM174 227H175V229H174ZM179 228L180 230H177L176 228ZM181 227V228H180ZM201 227V228H200ZM5 228V229H4ZM27 228L29 229V231L27 230ZM34 228V229H33ZM36 228V229H35ZM76 229V230H74V229ZM82 228V229H81ZM102 228V229H101ZM127 228L129 229V228H131L130 230H127ZM138 229L140 232H138V230H136V229ZM156 228H157V230H156ZM195 228V229H194ZM201 230H199V229ZM203 228H204V230H203ZM207 228V229H206ZM209 228V229H208ZM11 229V230H10ZM32 229V230H31ZM93 229V230H92ZM101 229V230H100ZM147 230V232L146 231H143V230ZM152 229L153 230H155L156 231V233H158L159 234V232H161V233H163V234H161L160 233V235H157V234H155V236L156 237H154V235H153V233H150V231L152 232ZM170 229H172L171 231H170ZM38 230H40V231H38ZM51 230V229H50ZM61 230H62V232H61ZM69 230H70V232H69ZM81 230H83V231H81ZM121 230V231H120ZM134 230V232L136 231V234L135 233H133V232H131V231H133ZM173 230H174V232H173ZM193 230V231H192ZM16 231V232H15ZM25 231V232H24ZM74 232V234H73V232ZM79 231V232H78ZM102 231V232H101ZM107 231V230H106ZM118 231V232H117ZM211 231V232H210ZM20 232V233H19ZM141 232H143L142 234H141ZM149 232V233H148ZM204 232V233H203ZM206 232H208V233H206ZM5 233L7 234V235H5ZM41 234V235H39V234ZM54 233H56V234H54ZM60 235H59V234ZM64 233V234H63ZM129 233H130V235H129ZM147 233V238L152 234V237H150V238H152L153 239V237L156 239H158V240H156V243H155V241H154V239H153V241H152V239H151V241H150V239L148 238V240L147 239H144L143 240V238H146V236L144 237V235ZM175 233V234H174ZM238 233V234H237ZM63 234V235H62ZM86 234V235H85ZM100 235L101 236V239H100V237H97V235ZM128 234V235H127ZM140 234V235H139ZM241 234V235H240ZM13 235V236H12ZM40 236V238H39V236ZM76 235V236H75ZM82 235H84V236H82ZM96 235V236H95ZM106 235H108V236H106ZM109 235H110V237H109ZM119 237H117V236ZM122 235V236H121ZM133 235V236H132ZM142 235V237H140ZM149 235V236H148ZM195 236V241L193 240L192 241V238H194V236ZM198 235V236H197ZM233 235H234V232H233ZM43 236V237H42ZM73 236V237H72ZM74 236H75V238H74ZM113 236V238H117L116 240L115 239H112L111 237ZM127 236H128V238L129 239H131L132 240V242H134V243H136V242H138L137 240H138V236L142 239H140V241H141V243H144L145 242V244H147V245H149L150 247H147V248H145L146 247V245H144L145 247H143L142 245H140V246H137V245H134V246H136V247H134L133 246V244L131 243V240H128V238H127ZM130 236H131V238H130ZM37 237V238H36ZM53 238V239H51V238ZM67 237V238H66ZM95 237V238H94ZM127 239H126V238ZM133 237V238H132ZM134 237H137V239L136 238H134ZM161 237V238H160ZM163 237V238H162ZM176 237V238H175ZM197 237V238H196ZM240 237H242V240L240 239ZM3 238V239H2ZM47 238V239H46ZM86 240H85V239ZM97 238H98V241H97ZM111 238V239H110ZM260 238V239H259ZM8 239V240H7ZM41 239V240H40ZM51 239V240H50ZM109 239V240H108ZM123 239L125 240V241H123ZM178 239V240H177ZM196 239H197V241H196ZM205 239V238H204ZM11 240V241H10ZM39 241V243L37 242V244H36V241ZM61 240V241H60ZM79 240H81V241H83L82 243H81V241H79ZM102 240H103V242H102ZM111 240H112V242H114L113 244L111 243ZM135 240V241H134ZM181 240V241H180ZM234 240H236V241H234ZM244 240V241H243ZM9 241V242H8ZM94 241V242H93ZM100 241V242H99ZM127 241V242H126ZM139 241V242H140ZM142 241H144V242H142ZM148 243H147V242ZM150 241V242H149ZM161 244H159L158 242ZM163 241V242H162ZM167 243H166V242ZM178 241H180V242H178ZM209 241V240H208ZM5 242V243H4ZM8 243V245H6L7 243ZM112 244H110V243ZM128 242H130L131 244H132V246H130L131 244L130 243H128ZM162 242V243H161ZM194 242V243H193ZM227 242V243H226ZM110 244L111 246V248L112 249H108V251L110 250H113V251H111L110 253H111V255L109 256V252L108 251H106V252H104V249L107 247V244ZM127 243V244H126ZM166 243V244H165ZM189 243V244H188ZM235 243V245H233ZM9 244H10V246H9ZM43 244H44V246H43ZM85 244H87V245H85ZM137 244V243H136ZM139 244V243H138ZM165 245L164 247H162L163 245ZM227 244H229V245H227ZM241 246H240V245ZM4 245H5V248H7V249H3L4 248ZM178 245V246H177ZM191 245V246H190ZM237 245V246H236ZM259 245H260V247H259ZM8 246H9V248L11 249H9L8 248ZM43 246V247H42ZM128 248V249H126V247ZM190 246V247H189ZM196 246V247H195ZM202 246V247H201ZM205 246H206V248H205ZM239 246V247H238ZM91 247V248H90ZM100 247V248H99ZM115 247V248H114ZM133 247H134V249H133ZM137 247H138V249H137ZM141 247V248H140ZM178 247V248H177ZM263 247V248H262ZM42 248H44L43 250H42ZM88 248V249H87ZM198 248H200V249H202V250H198ZM258 248V250H259V252H257V251H255V249H257ZM260 248H262V249H260ZM2 249H3V251H2ZM85 249V250H84ZM98 249H100V250H98ZM115 249V250H114ZM195 249H197V250H195ZM239 249V250H238ZM9 252H8V251ZM88 251V253H87V251ZM90 250V251H89ZM102 250V251H101ZM118 250V251H117ZM134 250V251H133ZM135 250H137V252L138 253H136V251ZM190 250V251H189ZM192 250H194L195 251V253H194V255H193V253H191V251ZM205 250V251H204ZM262 250V251H261ZM6 251V252H5ZM33 251V252H32ZM97 253V254H95V252ZM199 252V254L197 253V252ZM203 251V252H202ZM242 251V252H241ZM6 253V254H4V253ZM82 252V253H81ZM91 252V253H90ZM100 252V253H99ZM129 254H128V253ZM206 252V253H205ZM232 252V253H231ZM235 252H240L241 254H240V256H237V255H235L234 253ZM254 252V253H253ZM84 253V254H83ZM114 253V254H113ZM116 253V254H115ZM201 253H204V254H201ZM3 256H2V255ZM42 255V257H41V255ZM101 254V255H100ZM104 254V255H103ZM201 254V255H200ZM245 254V255H244ZM249 254H250V256H249ZM11 255V256H10ZM22 255V256H21ZM108 257H107V256ZM115 255V256H114ZM197 255H198V257H197ZM205 255V256H204ZM207 255V256H206ZM233 255V256H232ZM252 255V256H251ZM95 256H96V258H95ZM209 256V257H208ZM234 256H236V257H234ZM203 257V258H202ZM207 259H206V258ZM240 257H242V258H240ZM2 258H4V259H2ZM5 258H6V262H5ZM96 259V260H94V259ZM104 260V261H102V259ZM105 258V259H104ZM118 260H117V259ZM124 259V261L125 262H127V263H125L124 261H121V259ZM197 258V259H196ZM208 258H209V260H208ZM214 258H216V259H214ZM218 258V259H217ZM234 258V259H233ZM244 258V259H243ZM246 258H247V260H246ZM257 258V259H256ZM42 261H41V260ZM101 259V260H100ZM122 259V260H123ZM145 259V260H144ZM202 259H204V260H202ZM212 259V260H211ZM92 260H94V261H92ZM116 260H117V262H116ZM176 260H177V262H176ZM192 260V261H191ZM195 260V261H194ZM211 260V261H210ZM233 260V261H232ZM235 260V261H234ZM240 260V261H239ZM251 260V261H250ZM256 260V261H255ZM264 260V259H263ZM242 261V262H241ZM120 262V263H119ZM122 262V263H121ZM146 262V263H145ZM216 262V263H215ZM218 262H220V263H218ZM224 262H226V263H224ZM248 262V263H247ZM258 262V263H257ZM264 262V261H263ZM190 263V264H191ZM199 264H201V263H199Z\"/></svg>",
	"mask_w": 264,
	"mask_h": 264
}]
</instances>
